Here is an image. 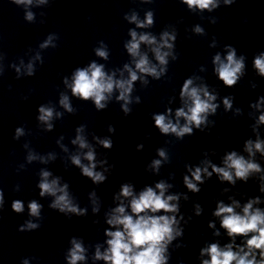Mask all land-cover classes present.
Listing matches in <instances>:
<instances>
[{
	"label": "clouds",
	"instance_id": "1",
	"mask_svg": "<svg viewBox=\"0 0 264 264\" xmlns=\"http://www.w3.org/2000/svg\"><path fill=\"white\" fill-rule=\"evenodd\" d=\"M16 5L30 6L33 0H11ZM37 4H46L48 0H36ZM144 3H150L151 0H143ZM187 5L189 10H200L203 12L207 10L211 12L213 9L219 7V0H181ZM225 5H231L235 0H223ZM24 19L28 22L34 21V14L31 11H26ZM130 24H135L136 28H149L154 25V13L148 11L145 14L143 21L139 20L137 15L133 13L131 16L125 15ZM215 22V21H213ZM193 31L197 34H204V29L199 25L195 26ZM131 39L124 44L127 53L133 58L134 68L129 64H125L123 71L128 73L127 78H123V71L120 79H116L115 72L108 74L105 71L104 64H99L95 60L91 61L86 67H77L71 74V82L69 77H63L64 85L70 89L71 95L82 101H92L95 105V110L100 112L107 108V101L110 99L112 93L118 90L119 95L116 97L117 101H123L121 109L124 116L132 114V108L129 105L132 103L131 93L133 91L134 82L141 80L144 84L148 81L144 79L146 76H151L159 80L167 72V65L169 63L168 57L172 60L179 58L178 54H174V42L176 41V33L163 31L160 35L159 42L156 37L150 33H139L136 29H129ZM57 33L47 36V38L39 44L41 49L58 48V44L54 41L59 40ZM101 47L95 48L94 52L97 57L107 60L109 58V51L103 41L100 42ZM145 44L150 47L154 54L157 63L150 62L146 53H141L140 46ZM215 46V42L212 45ZM166 49V50H165ZM226 56L224 59L217 53L212 60L214 65V72L216 76L227 87H232L237 84L241 77L245 74V59L241 54L237 56L236 48L227 45ZM3 57L0 56V60ZM34 60H39L41 66L44 60L39 53L34 57ZM23 65V61H21ZM16 78L21 76V69L16 65ZM253 67L259 76L264 77V51L259 52L253 59ZM26 71L23 75L28 77L35 76L37 70L34 63L30 61L26 66ZM0 75H3V68L0 66ZM195 77H189L184 80L183 86L180 90V98L183 102V107H180L175 112V122L169 118L171 109L167 110V114H153L155 127L159 132L168 135L174 134L177 138L182 139L185 135L193 134V127L204 131L201 125L207 124L209 114H215L218 104L214 103L217 99L216 95L208 91L206 85L194 86ZM255 87V85H254ZM11 86L9 85V89ZM24 99H27L25 97ZM232 97H225L223 104L225 110L232 109ZM136 103H141L139 97H136ZM59 104L69 114H75L76 110L72 107L69 96L61 93ZM251 107L260 110L264 106V96H260L257 101L250 105ZM186 109V110H185ZM237 112L240 110L237 109ZM56 117L62 114L55 113ZM54 116V108L45 104L38 106L37 120L46 125V129L51 131L53 124L51 123ZM183 118L185 123L180 124V119ZM264 124V111H261L253 131L257 127ZM87 125H79L76 131V137L72 140L74 145H78L80 149H87L83 153L82 162L81 154L71 156V163L80 169L81 175L88 178L94 185L99 187L107 182L109 176L115 168V164L108 162L107 156L103 159L97 160V153L95 148L88 143L83 135ZM107 131L111 135L115 134V127L111 124L107 126ZM25 134L24 127H16L14 140H18ZM110 136L101 138L93 134V140L103 147V149L111 150L114 146L113 140ZM59 143V141H57ZM24 147H28L27 144ZM143 144H138L136 150L140 151ZM67 151V149H64ZM244 151L249 154L246 159L243 155H239L236 151H230L223 157V166H217L210 160L202 161L203 167L197 166L195 168L186 165L190 175H184L183 183L186 188L192 193H199L201 188L199 184L205 182V177L211 178L215 173L221 183L227 181L229 184L235 185L237 180L245 183L253 173H261L264 169L261 165L254 162L252 157L256 152L264 155V140H261L257 133L255 141L248 139L244 143ZM159 157L162 159H154L148 168L158 172L163 161L168 160V156L164 149H157ZM39 159L42 163H47L48 160L55 159L54 155L49 154L48 158L37 157L32 152L27 156L28 162ZM103 167V171H97V165ZM106 166V167H105ZM21 168L24 166L21 165ZM211 168V171H209ZM108 173V175H105ZM40 180L37 184L39 189L38 195L43 198L46 196L53 197L48 207L51 210L62 214L67 219L72 217H86L87 209L81 208L78 204L73 202V198L69 195V184L64 183L60 185V177H52V173L47 170L40 171ZM261 183L258 185V191L264 195V175L259 177ZM172 185L165 183L163 180L155 184V188L146 186L138 194L134 192V187L130 182H124L120 185L118 193L114 194V200L119 201L116 207L112 208L109 213H106V228L104 234L108 239L105 241L107 248L101 252L100 245H96L94 260H102L105 264H168L169 256L168 245L171 244L177 237L183 235V229L179 226L180 220L177 219L179 213L180 195H165ZM19 191V185L15 188ZM224 191H227L225 189ZM262 195L251 196L247 202L242 206L238 200L232 199L231 203L225 204L223 201H218L216 208L212 215L219 218L220 228L224 229L229 237V243L221 246L220 243L214 242L208 244L200 250V257H207L201 259V264H264V208L254 207L264 203ZM92 201V212L98 213L100 210V198L97 196L95 189L89 194ZM188 199L187 195L184 197ZM127 201V204H125ZM5 206V193L3 188H0V221L3 220V211ZM43 205L36 199H32L27 203L28 216L35 218L25 220L18 227L19 232H33L42 227L44 216L42 215ZM239 209V211H237ZM11 210L16 214L25 212V203L21 199H15L11 202ZM202 207L197 203L195 205V214L199 216L202 213ZM163 213V214H161ZM96 223V221H93ZM210 228L215 229L214 222H209ZM214 235L219 236V230L214 232ZM239 238V240H238ZM71 247L67 250L64 257L66 264H83L86 261V248L82 237L75 235L69 238ZM31 259L38 260V257L32 256ZM22 264H29V259L22 260Z\"/></svg>",
	"mask_w": 264,
	"mask_h": 264
}]
</instances>
